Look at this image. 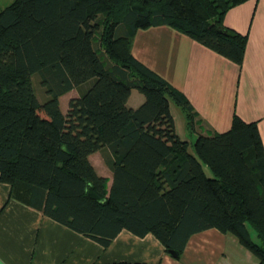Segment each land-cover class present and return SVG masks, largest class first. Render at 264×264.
Segmentation results:
<instances>
[{"label":"trees","instance_id":"1","mask_svg":"<svg viewBox=\"0 0 264 264\" xmlns=\"http://www.w3.org/2000/svg\"><path fill=\"white\" fill-rule=\"evenodd\" d=\"M243 1L13 0L1 8L0 179L11 196L104 247L122 229L151 232L179 258L192 234L215 227L264 264L258 121L235 113L228 130L199 133L190 152L170 100L196 132L192 104L132 53L137 30L168 25L241 65L247 35L224 17ZM74 88L64 113L60 97ZM134 88L145 100L130 107ZM105 149L109 187L90 160Z\"/></svg>","mask_w":264,"mask_h":264},{"label":"crops","instance_id":"2","mask_svg":"<svg viewBox=\"0 0 264 264\" xmlns=\"http://www.w3.org/2000/svg\"><path fill=\"white\" fill-rule=\"evenodd\" d=\"M12 1L0 0V9ZM224 23L247 35L241 65L168 25L137 30L132 53L186 95L196 112L197 136L228 130L237 113L245 121H258L264 143V0L233 6ZM71 92L79 95L77 88ZM144 100L134 88L128 105L137 107ZM110 156L105 149L90 160L112 182ZM250 252L235 235L215 227L192 234L179 258L151 232L139 236L122 229L104 247L14 198L10 184L0 179V264H258Z\"/></svg>","mask_w":264,"mask_h":264},{"label":"rangeland","instance_id":"3","mask_svg":"<svg viewBox=\"0 0 264 264\" xmlns=\"http://www.w3.org/2000/svg\"><path fill=\"white\" fill-rule=\"evenodd\" d=\"M32 83H33L35 92H36L38 98L40 99V101H44L47 98V94H46V92H44V88L41 84V79H40V76L38 73H34L32 75ZM74 95H75V93L71 92V93H67L66 95H64L61 98L60 103H61L62 111L64 113L67 112L69 100ZM170 103L172 105L171 111H172V114L174 116L175 123H176V131L182 139L188 140L190 142L189 151L194 152L193 142L197 138L196 137L197 133L191 132L190 130H188V128L186 126V117H185V114H184L183 110L181 109V107L178 104H176L173 100H170ZM207 171L210 174V176H212V172L208 169H207ZM98 173L100 175H106L107 174L106 170L105 169L103 170L101 168L98 169ZM110 174L112 176L111 172H110ZM110 185H111V177H110V181L108 183V187ZM247 225H248V229H249L252 240L255 242H260V239L257 235V231H256L255 227L251 223H248ZM250 253H252V252H250ZM252 257H253L252 259L258 261V259L256 258V256L253 253H252ZM250 262H251L250 260H247V262L245 264H250Z\"/></svg>","mask_w":264,"mask_h":264},{"label":"water","instance_id":"4","mask_svg":"<svg viewBox=\"0 0 264 264\" xmlns=\"http://www.w3.org/2000/svg\"><path fill=\"white\" fill-rule=\"evenodd\" d=\"M169 252H170L172 255H174V256L178 255V252L175 251V250H170Z\"/></svg>","mask_w":264,"mask_h":264}]
</instances>
